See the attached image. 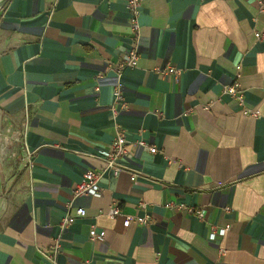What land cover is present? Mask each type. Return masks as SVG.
<instances>
[{"label": "crops", "instance_id": "obj_1", "mask_svg": "<svg viewBox=\"0 0 264 264\" xmlns=\"http://www.w3.org/2000/svg\"><path fill=\"white\" fill-rule=\"evenodd\" d=\"M140 1L139 59L121 74L125 0L3 3L0 116L13 136L0 143V264H264L260 0ZM235 78L256 117L223 93ZM114 119L128 151L117 175L104 160ZM6 145L18 160L3 157ZM88 169L101 173V194L74 196ZM113 205L151 221L124 227ZM80 206L85 215L63 225Z\"/></svg>", "mask_w": 264, "mask_h": 264}, {"label": "built area", "instance_id": "obj_2", "mask_svg": "<svg viewBox=\"0 0 264 264\" xmlns=\"http://www.w3.org/2000/svg\"><path fill=\"white\" fill-rule=\"evenodd\" d=\"M127 4V9L129 11L130 16V22H129V29L131 30V46L127 48L122 53V56L120 60L116 64L115 70L118 74H121L120 72L124 68L133 67L136 65L139 57L138 52V9L140 6V0H125ZM260 2V10H264V2L261 0ZM255 36L257 39L264 40V31H256ZM173 69L169 65H165L162 68H157L156 71L160 72L162 74L170 73ZM115 88V95L116 98H120V88L119 86L114 87ZM223 93L229 95L230 97L234 98L240 107L241 112L245 114H249L252 116H257L255 112H253L250 108L245 106V98H244V90L241 88V85L239 84L237 78H235L233 81L229 83V85H226L223 87ZM212 102L206 104L204 106L205 109H208ZM112 113H115V110H113ZM114 131L115 135L112 139L109 148H107L104 151V160H106L105 169H108L112 172V174L117 175V173L120 170V165L118 163V158L123 155H128L127 151V140L125 137L124 131H122L119 122L114 119ZM138 144L142 145L145 149H147L149 152L155 153L157 152V148L155 145L147 143L145 140H139ZM82 179L74 186L73 195L74 196H80V195H95L98 196L101 194L102 189L100 188V180H101V173L93 170L88 169V171L84 172ZM164 206L168 209H177V210H185L187 213H191L194 215H197L199 218H204V210L202 208H198L193 205H186L182 202L177 201H169L164 204ZM144 207V204L141 206ZM228 209V208H227ZM86 213L85 208L83 207H77L75 210V213L72 215L68 214L63 218L62 224L67 225L69 223H72L75 221L76 216H84ZM118 215H121L123 217V226L128 227L133 221H135L138 224L141 225H147L151 221V216L149 214H145L143 216L137 215V214H121L120 208L117 205L111 206L110 210L108 211V216L111 218H116ZM212 231L210 232V238H215L217 235H223L226 233V231L229 229L228 226H223L219 228L212 227ZM99 235L91 236V238H95ZM57 252V249L54 251L53 254L50 256L53 257L54 254Z\"/></svg>", "mask_w": 264, "mask_h": 264}, {"label": "rangeland", "instance_id": "obj_3", "mask_svg": "<svg viewBox=\"0 0 264 264\" xmlns=\"http://www.w3.org/2000/svg\"><path fill=\"white\" fill-rule=\"evenodd\" d=\"M4 6V5H3ZM2 6V7H3ZM2 7H0V10L2 9ZM7 121L6 120H4L1 116H0V143H1V141L2 140H7V138L9 137H12L13 135H10V132H8L7 133ZM8 141H13V140H8ZM17 142V141H16ZM19 144V146H20V143H18ZM3 154L5 155V156H3V157H5V158H7V159H10V160H12V158H16L15 160H18L17 159V157H18V155H19V153H21V149H19V148H16L15 149V151L13 150V151H10V149L8 148V145H6L5 146V149H3ZM17 155V156H16ZM19 158V157H18Z\"/></svg>", "mask_w": 264, "mask_h": 264}, {"label": "water", "instance_id": "obj_4", "mask_svg": "<svg viewBox=\"0 0 264 264\" xmlns=\"http://www.w3.org/2000/svg\"><path fill=\"white\" fill-rule=\"evenodd\" d=\"M6 0H0V7L3 6V3L5 2Z\"/></svg>", "mask_w": 264, "mask_h": 264}]
</instances>
